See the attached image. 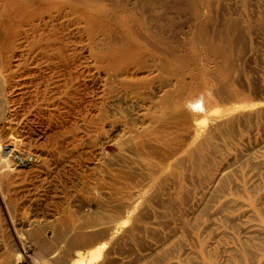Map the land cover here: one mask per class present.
I'll return each mask as SVG.
<instances>
[{
  "label": "rangeland",
  "instance_id": "rangeland-1",
  "mask_svg": "<svg viewBox=\"0 0 264 264\" xmlns=\"http://www.w3.org/2000/svg\"><path fill=\"white\" fill-rule=\"evenodd\" d=\"M65 1L89 13V31L66 15L41 23L43 44L59 48L18 44L21 85L0 93V264L87 255L98 246L76 244L123 221L124 205L141 217L142 237L117 241L94 264H264V0ZM42 57L73 68L52 74ZM55 82L64 84L50 92ZM194 97L189 116L183 107ZM216 116L230 119L211 126ZM190 122L213 130L206 169L231 168L214 193L206 169L201 177L186 159L177 172L161 164L190 145ZM167 229L176 240L160 247ZM176 241L184 247L169 250Z\"/></svg>",
  "mask_w": 264,
  "mask_h": 264
},
{
  "label": "bare ground",
  "instance_id": "bare-ground-1",
  "mask_svg": "<svg viewBox=\"0 0 264 264\" xmlns=\"http://www.w3.org/2000/svg\"><path fill=\"white\" fill-rule=\"evenodd\" d=\"M65 0H32L30 4H19L17 0H0V42H1V45H2V53L0 54V73L2 74L4 80H2L0 78V93L4 94V89H16V85H21L19 82H17L15 79L17 77V70L14 68L15 66L13 65V59H17L18 57H16L17 55H15V50H16V47L17 45L21 44V43H24V44H28L29 47H31L32 50L34 49H38V50H42V53L45 51V50H48V49H58V47L56 46H47V45H44L42 40H44V42L46 41V38H42L40 37L37 32L41 31V32H47V30L45 31V29H43L41 27V23H47L48 21H53L55 17H59L61 15H66L67 17H73L75 18L79 23L80 25L86 29L87 31H89V27H90V23H91V18L89 16V13L82 9V10H79V9H76V8H71L70 6H68V4H66ZM59 19V18H58ZM57 22V21H56ZM75 23V22H74ZM48 25V23H47ZM57 25V24H56ZM60 25V23H59ZM45 26V25H44ZM47 27V26H46ZM55 27V26H54ZM47 29V28H46ZM57 35V34H56ZM59 35V34H58ZM57 35V36H58ZM39 36L40 39H36L37 37ZM50 36V34H49ZM55 36V35H53ZM46 37V36H45ZM58 37H56L57 39ZM35 43V44H34ZM38 44V46H36ZM23 46V45H22ZM21 46V47H22ZM62 47V45H60ZM62 49V48H61ZM37 56H40V55H37ZM43 56V55H42ZM43 61L47 62V63H52L53 64V67H52V74H59L61 75V73L63 75H68L69 71L71 68H73V64L68 60L66 61V64H62L61 65V62L58 64V62L56 61L57 59L54 57L53 59L50 58H46V57H42ZM61 68H63V70H61ZM51 74V71H50V74H48L47 78L48 80H52V75ZM75 75V74H74ZM33 76L36 77L37 76V73L34 72L33 73ZM70 76V75H69ZM57 77V76H56ZM74 77V76H73ZM75 78V77H74ZM15 80V81H14ZM14 82L16 83L14 85ZM62 82V81H61ZM65 82V81H64ZM68 83V81H67ZM53 83H51L52 85ZM64 84V83H62ZM62 84L58 83V82H55L53 84V86L50 88H47L49 89L50 92H54V91H58L59 92V89L62 87ZM6 85V86H5ZM4 88V89H3ZM12 90V91H13ZM6 93V92H5ZM193 98V97H192ZM191 98L192 101H190L188 103V105L184 106L183 107V110L184 112L187 114V115H191V108L190 106L191 105H195L197 103L200 102V100L196 99L194 97V99L196 100H193ZM201 104V103H200ZM182 110V112H183ZM195 118V117H194ZM227 118V117H226ZM225 118V116H216V117H212L211 119V126H220L222 127L221 125H223L225 122H227L228 120ZM191 119H192V116H191ZM241 119V118H240ZM190 121V119H189ZM193 121H197L195 119H193ZM191 123V122H190ZM208 123V122H207ZM192 124V123H191ZM190 124V125H191ZM194 124V138L192 140V142L190 143V145L188 147H184V148H178V150L176 151V154H170V156L168 157V155L164 158L163 161H161V164H163V167H166L168 169L170 168H173L172 171L175 170V172H177L179 170L178 168V165L179 163H184L185 165V161L187 163H191L194 165V167H196V171H199L198 175H202V173H204L205 169H206V166L209 162H208V158H210V155H212V157L214 156L213 154H216L217 153V148L215 146V139L214 138V135L213 134H210L211 131L213 130H208V126H204V125H201V124ZM192 124V125H193ZM210 124V123H209ZM230 125V124H229ZM226 128V127H225ZM223 129V128H222ZM226 131V130H224ZM191 132L192 129H191ZM216 133V132H215ZM192 134V133H191ZM214 140V141H213ZM214 142V143H213ZM174 144V143H173ZM165 152V151H164ZM168 154V152H165ZM180 155V156H179ZM179 156L178 158L174 159V161L171 162V159L175 158ZM216 157V156H214ZM186 159V160H185ZM211 159V158H210ZM185 160V161H184ZM215 160V159H214ZM244 160V159H243ZM210 161V160H209ZM216 161V160H215ZM242 161V160H240ZM207 162V164H206ZM212 162V161H211ZM210 162V163H211ZM217 162V161H216ZM236 164V163H235ZM190 166L191 168L193 167ZM196 165V166H195ZM210 165V164H209ZM253 165V163H252ZM255 165V164H254ZM181 166V165H180ZM214 166V165H213ZM234 166V165H233ZM258 166V165H257ZM185 167V166H184ZM177 168V169H176ZM194 169V168H193ZM208 169V168H207ZM206 169V170H207ZM223 169V170H222ZM260 169V167L258 168ZM264 169V168H263ZM170 171V170H169ZM208 171V176L206 173L205 176H207L206 180L204 181V184L206 185V188L208 189L209 193L210 192H213L215 190H217V185L218 183H220L224 178L228 177L229 176V173L231 172V168L230 167H225V168H221V169H218L217 168H213L212 169V166L210 167ZM167 171L165 172H162L161 174H165ZM194 172V171H193ZM169 173V172H168ZM196 173V172H195ZM172 174V173H171ZM231 174V173H230ZM168 175V174H167ZM170 175V174H169ZM168 175V176H169ZM197 175V174H196ZM166 176V175H165ZM187 176V175H186ZM121 177V176H120ZM194 177V176H193ZM202 177V176H201ZM247 177V176H246ZM158 178V177H157ZM164 178V177H162ZM185 178V177H184ZM171 179V178H170ZM203 179V178H202ZM187 180V179H186ZM225 180V179H224ZM163 181H167V179L163 180ZM162 181V182H163ZM161 182V181H160ZM161 182V183H162ZM202 182V181H201ZM116 183V182H115ZM157 184V183H156ZM164 184V183H163ZM166 184V183H165ZM199 184V183H198ZM203 184V183H202ZM221 184V183H220ZM161 185V184H160ZM175 185V184H174ZM164 186V185H163ZM191 186V184H190ZM220 186V185H219ZM194 187V185H193ZM162 188V187H161ZM166 188V187H165ZM156 190V189H155ZM164 190V189H163ZM162 191V190H161ZM168 191V190H167ZM184 191V190H183ZM224 191V190H223ZM135 192V191H134ZM148 192V191H147ZM146 192V193H147ZM153 192V191H152ZM169 192V191H168ZM182 192V191H181ZM188 192V191H187ZM130 193V192H129ZM132 193V192H131ZM137 193V192H136ZM149 193V192H148ZM153 193H157V190L156 192H153ZM159 193V192H158ZM212 193V194H213ZM118 194V192H117ZM127 194V193H126ZM133 194V193H132ZM183 194V193H182ZM193 194V193H192ZM115 195V194H114ZM148 195V194H147ZM150 195V194H149ZM152 195V194H151ZM150 195V196H151ZM168 195V193H167ZM188 195V194H187ZM202 195V193H201ZM154 196V195H153ZM169 196V195H168ZM203 196V195H202ZM215 196H216V193H215ZM152 197V196H151ZM167 197V196H166ZM177 197V196H176ZM208 197V196H207ZM217 197V196H216ZM138 197H136L137 199ZM131 199V197L129 198ZM175 199V198H174ZM133 200V199H132ZM168 200V199H167ZM183 200V199H182ZM216 200V199H215ZM143 201V200H142ZM208 201V200H207ZM132 204H133V201H131ZM130 202V203H131ZM134 202H136V200H134ZM176 202V201H175ZM206 201H204L205 203ZM212 202V201H211ZM195 203V202H194ZM87 204L86 201L82 204L83 206ZM151 204V203H150ZM165 204V203H164ZM168 204V203H167ZM170 204V203H169ZM172 205V204H171ZM180 205V204H179ZM190 205V204H188ZM223 205V204H222ZM120 206V205H119ZM174 206V205H173ZM172 206V207H173ZM191 206V205H190ZM204 206V205H203ZM207 206V205H206ZM205 206V207H206ZM209 206V205H208ZM213 206V205H212ZM109 207V206H108ZM124 205V209H126L124 212L126 215H124L126 218L122 221H118L116 222V220H114L115 218L113 217V221L112 220H109L107 221L104 226L101 225V227H99L98 225V228L101 230H99L98 232H96V235L94 237H91L90 239H87L86 237V240L83 239V241L81 240L79 242V244H76L77 245V248H85L87 249L88 247L89 248H92L90 246H98V247H95L94 250H91L89 251V254L87 252V255L86 254H83L81 253V251H77L75 252L73 255L71 254L70 256L74 257L73 260H71V262H65V264H91L93 262H95L94 260H97L102 258V254L103 252L107 251V249L111 246L112 247V244L116 243L117 241H120L121 239H130L131 241L132 240H135V239H138L139 238V233L141 232L139 230V228L137 227V224L139 223V221L141 222L140 218L141 217H138L136 216L133 212L134 211H128L127 210V206ZM167 207V206H166ZM170 207V206H169ZM196 207V206H195ZM181 208V207H180ZM192 208V207H191ZM207 208V207H206ZM120 210V208H118ZM123 209V210H124ZM204 209V208H203ZM209 209V207H208ZM182 210V209H181ZM199 210L202 211V208ZM200 211V213H201ZM109 212V211H108ZM119 212V211H118ZM183 212V211H182ZM185 212V211H184ZM199 212V211H198ZM203 212V211H202ZM208 212V211H207ZM100 213V212H99ZM115 213V212H114ZM113 213V215H114ZM206 213V212H205ZM264 213V212H263ZM110 214V213H109ZM122 214V213H121ZM168 214V212H167ZM181 214V212H180ZM182 215H180L181 217H185L183 219H185V223H186V219L189 218L187 215H184V213H182ZM195 213H192L190 212V215H194ZM197 214V213H196ZM202 214V213H201ZM207 214V213H206ZM212 214V213H211ZM169 215V214H168ZM166 215V216H168ZM208 215V214H207ZM213 215V214H212ZM100 216V215H99ZM102 216V215H101ZM104 216V215H103ZM106 216V215H105ZM118 216V214L116 215V217ZM124 216L122 218H124ZM165 216V215H164ZM195 216V215H194ZM98 217V216H97ZM120 217V216H119ZM162 217V216H161ZM170 217V216H169ZM168 217V218H169ZM192 217V216H191ZM190 217V218H191ZM104 218V217H103ZM172 218V217H171ZM194 218V217H192ZM207 218H210V217H207ZM229 218V217H228ZM227 218V219H228ZM143 219V218H142ZM95 220V219H94ZM119 220V218H118ZM166 220V219H165ZM168 220V219H167ZM182 220V218H181ZM193 220V219H192ZM79 221V220H78ZM91 221V220H90ZM96 221V220H95ZM171 221V220H170ZM184 221L182 222V224L184 223ZM150 222V220H149ZM157 222V221H156ZM164 222V221H163ZM198 222V221H197ZM200 222V221H199ZM98 223V221H97ZM184 223V224H185ZM90 224V223H89ZM98 224H101V222H99ZM191 224V223H190ZM200 224V223H199ZM224 224V223H223ZM69 225V224H68ZM80 225V224H79ZM82 225V224H81ZM95 225V224H94ZM156 225V224H155ZM165 225V224H164ZM163 225V226H164ZM171 225V224H170ZM97 226V225H96ZM141 226V225H139ZM161 226V225H160ZM162 226V227H163ZM79 227V226H78ZM88 227V226H87ZM143 227V226H142ZM182 227H180L181 229ZM191 228L193 229V231H197L198 230V224L197 223H194L191 225ZM210 228V227H209ZM81 229V227H80ZM86 229V228H85ZM163 229V228H162ZM165 229V228H164ZM188 229V228H187ZM208 229V228H207ZM92 230V229H91ZM142 230V229H141ZM145 231H149V230H153V231H156L153 227L151 228H146L144 229ZM144 230L143 233H144ZM169 230V229H167ZM177 230V229H176ZM176 230H173L172 232H168L166 233L163 237L160 238V240L158 241V244L160 247H163V246H166V247H169L170 246V242L172 241H175L176 237H177V234H176ZM186 230V229H184ZM79 231V230H78ZM95 231V230H94ZM140 231V232H139ZM147 231V234L150 233L152 234L150 231L148 232ZM70 232V231H69ZM81 232V231H80ZM90 231H88L89 233ZM139 232V233H138ZM186 232V231H185ZM95 233V232H94ZM158 233V232H157ZM179 233V232H178ZM259 233V232H257ZM68 234V233H67ZM82 234V233H81ZM84 234V233H83ZM155 234V233H154ZM174 234V235H173ZM188 234V232L186 233V235ZM190 234V232H189ZM188 234V235H189ZM94 235V234H93ZM121 235V236H120ZM215 235V234H214ZM264 235V234H263ZM78 236V234H77ZM138 237V238H137ZM142 237V235L140 236ZM150 238V237H149ZM154 238V237H153ZM159 238V236H158ZM157 238V239H158ZM189 238V236H188ZM198 240H197V243L194 244L195 247L198 246V248L202 251L203 250V247H204V239L201 237H197ZM263 238V237H262ZM126 239V240H127ZM145 240V239H144ZM156 240V239H155ZM195 240V239H194ZM262 240V239H261ZM137 241V240H135ZM143 241V240H142ZM78 242V241H77ZM138 242H140V240H138ZM137 242V243H138ZM127 243V242H126ZM141 243V242H140ZM139 243V244H140ZM148 243V242H147ZM157 243V242H156ZM117 244V243H116ZM142 244V243H141ZM149 244V243H148ZM206 244V242H205ZM119 245V244H117ZM185 245V244H183ZM182 245V243L180 241H176L175 244L173 246H171L169 248V250H172V251H177V250H181L184 246ZM193 246V247H194ZM259 246V245H258ZM88 248V249H89ZM117 248V247H116ZM151 251H156L157 249V246L155 245L154 247L151 246L149 247ZM112 249V248H111ZM228 249V248H227ZM247 249V248H246ZM261 249V248H260ZM264 249V248H263ZM84 250V249H83ZM110 250V249H108ZM120 250V249H119ZM226 250V249H225ZM250 250V249H249ZM205 251V249H204ZM234 251V250H233ZM193 252V251H192ZM152 253V252H151ZM150 253V254H151ZM209 253V252H208ZM235 253V252H233ZM246 253H249L246 251ZM111 254V253H109ZM149 254V255H150ZM153 254V253H152ZM170 254H172L170 252ZM83 255H86L83 256ZM121 255V254H120ZM168 255V254H167ZM210 255V254H209ZM248 255V254H246ZM257 255V254H256ZM106 256H107V253H106ZM109 256V255H108ZM211 256V255H210ZM237 256V255H236ZM239 256V255H238ZM145 257V256H144ZM248 256H246V260H250V258H248ZM61 258V257H60ZM146 258V257H145ZM158 258V257H157ZM208 258V257H207ZM229 258V257H228ZM242 258V257H241ZM106 259H108L106 257ZM111 260V259H110ZM159 260V259H158ZM210 260V259H209ZM240 260V259H239ZM65 261V259H64ZM69 261V260H68ZM98 261V262H99ZM157 261V260H156ZM95 262V263H96ZM162 262V261H161ZM241 262V261H240ZM243 262V260H242ZM155 263V262H154ZM186 263V262H185ZM214 263V262H213ZM250 263V262H249ZM252 263V262H251ZM44 264V263H43ZM64 264V263H63ZM94 264V263H93ZM148 264V263H147ZM199 264V263H198ZM233 264V263H232Z\"/></svg>",
  "mask_w": 264,
  "mask_h": 264
}]
</instances>
